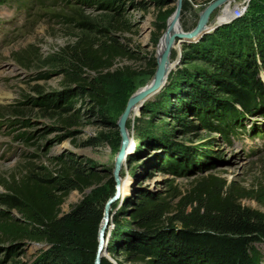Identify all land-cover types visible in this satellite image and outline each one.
Segmentation results:
<instances>
[{
  "label": "rangeland",
  "instance_id": "374dc122",
  "mask_svg": "<svg viewBox=\"0 0 264 264\" xmlns=\"http://www.w3.org/2000/svg\"><path fill=\"white\" fill-rule=\"evenodd\" d=\"M212 1L5 0L0 5V195L4 185L21 181L31 172L52 176L66 157L89 169L108 172L113 181L122 178V198L107 204V242L101 257L111 264H116L114 259L134 264L113 251L118 230L134 229L133 225L116 224L113 219L127 220V210L138 194H183L194 179L213 173L247 190L249 196L240 203L264 215V117H245L241 121L245 130L256 124L253 131L258 133L244 131L226 142L218 120L209 116V108L204 109L202 120L194 107L196 99L186 90L191 84L202 87V81L217 77L235 57L231 51L248 54L255 43H261L254 35L264 26V0L220 2L210 10L197 36L174 37L165 57L164 81L124 119L122 128L132 144V158L127 155L112 170L121 140L118 116L129 96L156 76L158 40L167 30L169 18L177 13L178 25L190 33L202 9ZM15 4L29 8L26 18ZM99 29L123 41L136 59L116 61L113 70L121 73L111 71L104 77V105L96 106L71 91L66 101L64 97L58 100L72 87L61 47L78 38L96 39ZM87 74L96 78L94 73ZM206 94L210 96L206 104H211L212 96L226 99L215 85ZM59 103L69 106L73 122L63 123L55 114ZM183 107L186 111L180 113ZM88 138L94 143L86 144ZM105 192L107 186L102 184L97 196ZM80 198L78 191H69L60 212H67ZM24 220L23 214L8 209L0 199V264H40L46 258L47 264L78 263L76 246L53 248L44 241L36 242L28 238L25 229L29 225ZM172 226L177 229L179 224ZM250 245L259 264H264V241Z\"/></svg>",
  "mask_w": 264,
  "mask_h": 264
},
{
  "label": "trees",
  "instance_id": "16d2710c",
  "mask_svg": "<svg viewBox=\"0 0 264 264\" xmlns=\"http://www.w3.org/2000/svg\"><path fill=\"white\" fill-rule=\"evenodd\" d=\"M97 34L100 36L96 39L78 38L61 47L72 87L58 100L64 97L66 101L71 91L82 94L96 106L104 105L106 94L101 87L104 77L111 75V71L121 73L117 68L113 70L116 61L136 59L123 41L110 36L106 30L99 29ZM255 36L261 43L254 42L255 47L248 50V54L231 51L235 57L224 64L217 77L202 81V87L191 84L186 89L191 99H196L194 107L200 112L197 113L205 118L204 109L209 108V116L218 120L219 130L229 143L232 137L245 131L241 123L245 117L264 115V86L259 75L261 71L264 77L263 25L258 27ZM87 72L94 73L96 78L88 76ZM211 85L226 99L212 96L211 104H206L210 99L206 91ZM43 105L44 109L49 108L46 102ZM65 105L57 104L55 114L68 124L73 122L74 115ZM184 108L179 112H185ZM252 130L253 127L249 131ZM92 143L94 141L88 138L86 144ZM53 173L39 177L31 172L21 181L4 185L1 202L8 209L23 214L29 225L25 229L30 234L28 238L44 241L53 248L72 244L78 249L77 264H94L98 226L104 202L114 191L113 178L108 172L89 169L71 157L61 161ZM102 184L107 186V192L97 196ZM87 189L89 193L85 194ZM71 190L78 191L81 198L67 212L61 213L60 205ZM135 196L125 202L130 203ZM247 196V190L213 173L194 179L183 194L156 197L138 194L127 210V220L113 219L116 224H132L134 229L118 230L112 250L134 264H259L250 244L264 241V215L240 203ZM175 222L179 224L177 229L172 226ZM53 256L55 253L48 259ZM114 261L122 264L117 259ZM47 263V258L40 262ZM99 264L111 263L101 257Z\"/></svg>",
  "mask_w": 264,
  "mask_h": 264
},
{
  "label": "water",
  "instance_id": "95a60500",
  "mask_svg": "<svg viewBox=\"0 0 264 264\" xmlns=\"http://www.w3.org/2000/svg\"><path fill=\"white\" fill-rule=\"evenodd\" d=\"M222 0H213L210 4H208L204 9H202V11L199 14L197 23H196V28L191 31L190 33H194V32H198L201 28H203V22L206 20L208 13L210 12L211 9H213L215 6H218V4L221 2ZM177 12V8L174 10ZM177 14V13H176ZM175 16V15H174ZM189 33H185L183 35H186ZM182 35V36H183ZM162 57L159 59L156 58V67L155 69L161 68L162 67ZM161 70V69H160ZM158 89V88H157ZM157 89L152 88L151 90H149L148 92H140V93H136L134 95L129 96V98L127 99L123 110L121 111V113L118 116L117 119V125L119 127L120 130V136H121V140H120V145L118 147V154L117 157L114 159V162L112 163V170L113 172L115 171L116 167L120 164L121 159L125 160V157L127 156L128 152L125 150L124 148V143H125V139H124V130H123V122L124 119L126 118L128 111H129V107L134 103V102H138L141 98H143V96L145 95H150L152 92L154 93ZM151 92V93H150ZM153 95V94H152ZM151 95V96H152ZM150 96V97H151ZM149 97V96H147ZM149 97V98H150ZM146 98V96H145ZM119 156V157H118ZM122 198L121 192L119 190V185H118V179L115 180L114 179V191L112 192L111 196H109L106 201L104 202L103 208H102V216H101V220L99 222V226H98V231H97V240H98V244H97V249H96V254H95V259H94V264H99L100 258H101V254L99 255V252L101 251H105L104 246L102 245L103 240H105L104 238V232H105V223L107 221V204L114 200L115 198ZM102 257H105L102 255ZM111 260V259H110Z\"/></svg>",
  "mask_w": 264,
  "mask_h": 264
},
{
  "label": "bare ground",
  "instance_id": "6f19581e",
  "mask_svg": "<svg viewBox=\"0 0 264 264\" xmlns=\"http://www.w3.org/2000/svg\"><path fill=\"white\" fill-rule=\"evenodd\" d=\"M232 0H222L221 3L223 2V4L225 2H230ZM220 9V8H219ZM176 18H178L177 14H175V16H171L168 20V27H167V30L165 31V33H163L162 37L160 36L159 40H158V45H157V56L156 58L160 59L162 57V67L161 68H158L156 69L155 73H156V76L153 75L152 79L150 80L149 83L146 84L145 87H141L139 89H137L134 93H132L131 95H134L136 93H140V92H148L149 90H151L152 88H157L161 85V83L164 81V76H165V72H166V68L168 66H166V63H165V57H166V54L167 52L169 51L168 49L171 47V45L173 44V39L174 37H178V38H184V39H192L197 33H200L202 32V28L198 31V32H194V33H189V34H186V35H183L185 34L186 32H184L185 30H183V28L181 26L178 25V20H176ZM183 35V36H182ZM199 35V34H198ZM197 36V35H196ZM159 50V51H158ZM161 69V70H160ZM151 93V92H150ZM146 96V95H145ZM143 96V98L145 97ZM143 98H141L138 102H134L130 107H129V111H128V115H129V112L132 108H134L135 106H137L139 104V107L142 106V100ZM124 139H125V143H124V148L125 150L128 152V156L129 154L131 153V146L132 144L130 145L129 142H128V138H127V134H126V131L124 130ZM117 153H115L113 155V162H114V159L117 157ZM119 157V156H118ZM123 161V159H121L120 161V164L121 162ZM122 180L121 179H118V185H119V190L121 192V185H120V181ZM107 211V215L109 214V211L108 209H106ZM106 242H107V239L103 240L102 242V245L104 246V248L106 249ZM101 254V252H99V255Z\"/></svg>",
  "mask_w": 264,
  "mask_h": 264
}]
</instances>
